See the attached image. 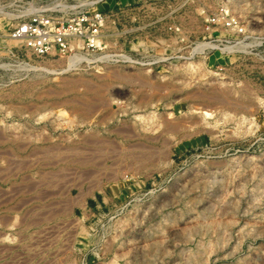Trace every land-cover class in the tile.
<instances>
[{"label": "rangeland", "instance_id": "obj_1", "mask_svg": "<svg viewBox=\"0 0 264 264\" xmlns=\"http://www.w3.org/2000/svg\"><path fill=\"white\" fill-rule=\"evenodd\" d=\"M0 264H264V0H0Z\"/></svg>", "mask_w": 264, "mask_h": 264}, {"label": "built area", "instance_id": "obj_2", "mask_svg": "<svg viewBox=\"0 0 264 264\" xmlns=\"http://www.w3.org/2000/svg\"><path fill=\"white\" fill-rule=\"evenodd\" d=\"M29 4L34 0H24ZM36 15L23 21L14 31L13 37L23 40L37 55L59 53L75 57L84 46H97L104 16L94 12L83 16L76 23L57 25Z\"/></svg>", "mask_w": 264, "mask_h": 264}, {"label": "bare ground", "instance_id": "obj_3", "mask_svg": "<svg viewBox=\"0 0 264 264\" xmlns=\"http://www.w3.org/2000/svg\"><path fill=\"white\" fill-rule=\"evenodd\" d=\"M70 57H71V56H70ZM71 58H75V57H71ZM75 60H76V59H72V60L69 59V61H68V65L71 66V65L75 64Z\"/></svg>", "mask_w": 264, "mask_h": 264}]
</instances>
